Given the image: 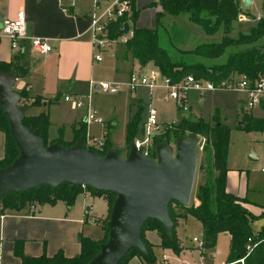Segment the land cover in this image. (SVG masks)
<instances>
[{
  "label": "trees",
  "instance_id": "trees-1",
  "mask_svg": "<svg viewBox=\"0 0 264 264\" xmlns=\"http://www.w3.org/2000/svg\"><path fill=\"white\" fill-rule=\"evenodd\" d=\"M159 4L161 9L156 12V20L159 23L161 17L170 14L178 15L187 13L189 20L200 25L206 33H215L222 29L221 38L217 41H202L196 43L182 53L193 52L206 57L215 58L223 54L227 48L226 59L220 62L206 64L201 61H186L182 58H175L170 51L159 42L158 24L155 26H137L135 20L138 9L131 4L129 14L121 16L110 25V35L119 33V26L128 20L132 25V35L124 43L126 49L141 64L149 62L158 67L164 74L170 76L172 80H177L186 74H193L195 77L205 78L215 83L230 79L235 75H246L250 82L264 76V18L255 20V23L248 32L237 31L230 34L237 19V14L241 8L239 0H156L149 5ZM13 71L17 75H23L26 68L14 60L0 59V71ZM21 98V104L34 105L40 103L41 98L35 96L30 100V94L25 88L16 89ZM243 111V109H242ZM243 122L247 128L264 131V115H255L250 111H243ZM204 119L201 116H183L179 121L164 126V130L154 135V141H172L180 134L203 135L207 141L205 149L207 151L204 161L200 163V168L204 171L203 179L196 185L195 198L197 202L190 205L180 204L177 212L169 206L170 217L173 220L172 236L169 237L163 223L157 218H147L142 227L140 236L145 244L146 252L138 247H131L118 261L117 264H128V259L133 255H138L145 264H157L154 247L156 245L171 248L179 252L181 247L175 233V226L178 218L184 217L187 213H192L201 223V237L204 245L209 247L215 244L220 232L229 235V251L227 258L232 260L242 256L247 252V244L252 243L253 247L245 257V264H264V223L255 229L253 221L261 216L263 212L254 213L246 205V198L226 188V173L228 170L227 155L229 148L228 132L226 124ZM23 123L26 125L38 126L40 135L47 144L51 141H58L63 144H71L80 135H84L85 127H79L76 138L71 142H64L60 139H48L47 130L50 119L46 111L37 114L25 112ZM141 127V133H142ZM0 130L5 134L4 155L0 159V167L8 164L18 154V147L11 135L9 123L6 115L0 107ZM137 126L132 122L128 123L127 146L129 140L137 137ZM111 146L109 139L104 140L101 148H95L98 153L103 154ZM152 155L154 153H151ZM81 184H76L70 188L67 181H63L56 186L47 183L39 184L24 190H10L0 195V202L3 207L20 209L31 203L54 202L61 198L70 203ZM99 193H107L109 210L115 193L111 190L96 189L90 185H85ZM109 193V194H108ZM112 194V196H110ZM170 205V203H169ZM107 222V221H106ZM105 234L100 238L81 235L80 251L73 256H65L62 252H57L51 256L40 254L37 256L28 255L23 252L22 240L15 243V253L20 256L21 264H86L98 251L101 242L105 241L108 235V226L104 225ZM155 230L160 237L158 244L151 242L144 231ZM250 238V239H249Z\"/></svg>",
  "mask_w": 264,
  "mask_h": 264
},
{
  "label": "crops",
  "instance_id": "crops-1",
  "mask_svg": "<svg viewBox=\"0 0 264 264\" xmlns=\"http://www.w3.org/2000/svg\"><path fill=\"white\" fill-rule=\"evenodd\" d=\"M151 1L153 0H132V6L138 9L135 20L137 26H153L150 20L156 19V12L161 7L159 4H155V7L150 6ZM252 1L250 0L248 4ZM91 2L92 0H0V28L4 17L14 18L18 10L23 9L27 32L47 37L52 45V49L48 52H40L28 42L14 49L7 36H0V59L17 61L26 68L23 75H18L14 87L25 88L30 94V100L35 96L41 98L40 103L31 105L27 111L31 114L40 111L48 113L50 125L47 135L50 140L60 139L71 142L76 138L78 128L82 126L85 127V138L87 136L86 130L90 122L85 120L86 104L74 108L65 99V94L78 93L87 102L86 94L91 92V78L95 79L94 77L99 75L111 79L119 78L123 70L129 74L137 65L127 57L129 52L127 49L122 52L123 63L117 62L119 55L117 43L108 45L102 51L103 57L100 60L93 58L88 29ZM106 2L107 0H102L100 3ZM154 8L156 11L153 17L149 18ZM140 66V68L144 67L141 64ZM92 93L94 90L91 92L90 103ZM137 102L140 107L144 106L141 99ZM260 105L264 107V95ZM97 107L99 110H104L102 106ZM54 121L57 124L56 133H52L50 128ZM112 124L114 125L115 122ZM127 148L128 146L126 150ZM4 149L5 134L0 130V159L4 155ZM231 169L228 166L226 188L239 196H244L242 189H236L230 182L231 173H238ZM85 191L90 198L102 194L94 190L85 189L83 192ZM102 196L108 204L107 195L103 193ZM246 200L249 201L247 198ZM247 201L246 205L251 211L264 214V208L255 207ZM34 204L33 208L28 204L20 209H11L3 207L0 202V264H21L20 256L14 251L17 240H22L23 252L28 255L37 256L45 253L51 256L62 252L65 256H73L80 251V234L94 238L102 235V219L106 214L102 211L101 215H97L92 211V204H85L81 214L73 213L72 204L64 200ZM181 219L182 217L178 218L175 233L182 248V240L177 234ZM256 221L260 222V225L263 224L264 215ZM93 224L101 226L98 234H92L96 232ZM145 235L153 243L158 244L160 241L159 234L155 230H147ZM190 248L197 258L199 251L192 240ZM218 255L215 258L220 259L217 260L228 259V253L223 257ZM128 264L145 263L138 255H133L128 259Z\"/></svg>",
  "mask_w": 264,
  "mask_h": 264
},
{
  "label": "water",
  "instance_id": "water-1",
  "mask_svg": "<svg viewBox=\"0 0 264 264\" xmlns=\"http://www.w3.org/2000/svg\"><path fill=\"white\" fill-rule=\"evenodd\" d=\"M249 2L243 0L244 4ZM122 25L119 32L130 28L127 20ZM17 78L11 70L0 71V107L19 149L11 162L0 167V195L42 183L54 187L63 181L70 188L81 184L113 191L107 238L86 264H117L133 246L146 252L140 232L149 217L160 220L171 237L169 203L174 200L188 205L190 201L199 137L180 134L173 142L158 140L154 156L145 153L143 145L136 146L133 137L125 154L113 146L100 154L84 145L83 134L71 144H45L38 126L23 123L30 105L18 104L21 94L14 87ZM239 124L244 126L242 121Z\"/></svg>",
  "mask_w": 264,
  "mask_h": 264
},
{
  "label": "rangeland",
  "instance_id": "rangeland-1",
  "mask_svg": "<svg viewBox=\"0 0 264 264\" xmlns=\"http://www.w3.org/2000/svg\"><path fill=\"white\" fill-rule=\"evenodd\" d=\"M93 4L94 0L91 2V8L93 7ZM239 4L241 6L239 10L240 12H245L251 17H256L259 14L264 18V0H253L250 4H244L243 0H239ZM150 6L155 7V4ZM155 11L156 8L150 12L149 18L153 17ZM255 20L256 19L254 18L243 20L240 19L237 14V19L234 22V27L230 31V34H236L237 31L248 32L255 23ZM150 21L153 23V26L157 23L156 19ZM157 24L159 42L170 51V54L173 57L182 58L190 62L201 61L206 64L220 62L226 59L229 48H227L223 54L215 58L206 57L193 52H181L182 50L192 48L196 43L202 41L219 40L223 33L221 28L215 33H206L200 25L189 20L187 13H179L178 15L167 14L161 17L159 23ZM132 25H134V23H132ZM116 46L119 47L117 62L122 64V52H125L126 46L124 43H117ZM127 57L130 58L131 61H135L137 63L133 69L134 71L154 66L151 62H149V64H144L142 65L144 67L140 68L141 66L137 59H135L130 52H128ZM128 76V72L123 70L119 78L111 79L107 76L101 77L100 75L97 76L99 78H94L95 80L125 81L128 79ZM166 93L167 89L163 87L150 89L147 86H137L135 89L131 90L125 85L121 86V88L114 93L109 91L94 90L91 98V106L98 112L103 121L101 123H89L86 130V143H89L93 139H97L99 137L109 139L111 146L117 148L125 154L127 147L128 123L132 122L135 124L137 126V134H140L143 122L146 120L151 107L155 108L157 121L162 126H167L173 122L179 121L183 116H201L211 122H213V118L216 117L217 122L226 124L229 129L227 165L232 168L231 170L239 173H231L232 178L230 182L234 187H236V189H242L244 196L249 199V201H247L248 203H251L255 207L264 208V172L261 171V167L264 165V131L247 128L239 124L240 121L243 122L242 115L244 110L250 111L256 115H264V107H262L260 103L253 107H248V94L245 91L236 88L221 87L207 90L203 93L197 89H189L186 94L185 101L183 102L180 99L175 100L165 98ZM138 99H141L144 103L143 107L138 105ZM20 103L21 102H19V104ZM182 103L187 105L189 109L184 111L182 109ZM97 106H102L104 110H99ZM113 122H115L114 125L112 124ZM50 128L52 133H56V121H54ZM102 131H104V133H102ZM197 136H199L198 160L191 198L188 205L197 202L195 198L196 185L197 182L204 177V171L199 166L200 163L204 161L207 153L205 149L207 141L203 135L199 134ZM253 152L255 155H253ZM85 189L92 190V188L88 186L79 185V191L76 192L69 204H72V212L75 214H79V212L81 214L85 204H92V211H95L97 215H101L103 213L102 211H104L106 216L102 219L103 230H101L103 232L100 236L102 237L105 234L104 225L108 220L110 213L108 208L109 205L105 202L104 197L102 196L103 193L90 198L89 194H85L86 191L83 192ZM104 194L107 195V193ZM110 196H112V194H110ZM56 200L63 199L58 198ZM64 202L66 201L64 200ZM171 202L169 205L171 209L178 212L180 210V205H177L175 202ZM260 218H262V216L258 219ZM256 220L257 219H255L252 223L255 229L260 226V222ZM178 225L177 234L182 240L183 247L179 252H175L171 248L155 246L154 253L157 264H186L184 263V260H187L188 264H194L195 257L190 248L191 237L193 234L199 235L201 233V223L192 213H187L184 217H182L181 222ZM92 226L96 229V232L92 234H98L101 226H99V224H93ZM147 230L148 229L144 231L145 234ZM208 248L213 250L219 249V257L226 256L229 251V237L227 233L218 234L215 244L209 246ZM162 253H166L168 255L167 260L161 259Z\"/></svg>",
  "mask_w": 264,
  "mask_h": 264
},
{
  "label": "built area",
  "instance_id": "built-area-1",
  "mask_svg": "<svg viewBox=\"0 0 264 264\" xmlns=\"http://www.w3.org/2000/svg\"><path fill=\"white\" fill-rule=\"evenodd\" d=\"M101 1L102 0H94L93 7L88 13V29L90 31L92 55L95 60H100L102 58V51L108 45L114 43H125L132 35L131 24L127 31L119 32L115 36L110 35L111 23L121 16L129 14L131 11L132 0H107L104 4H101ZM238 16L243 20H249L250 18L258 19L261 17L259 14L256 17H251L245 12L240 11L238 12ZM122 24L123 22L120 24L119 30L123 27ZM0 36H7L10 40L11 47L14 49L19 48L20 45L25 42H28L31 47L40 52H48L52 49V45L48 41L47 37L29 34L27 32L26 17L23 9L18 10L17 15L14 18L4 17L2 19ZM123 85L127 86L131 90L135 89L137 86H147L150 89L163 87L167 89L165 98L175 100L180 99L182 102L185 101V97L189 89H197L203 93L207 90L221 87L236 88L245 91L248 94V107H253L260 103V100L264 95V76L251 83L250 79L244 74L235 75L234 77L223 80L220 83H215L208 79L197 78L193 74H186L177 80H172L170 76L161 72L157 67L151 66L150 68L139 71L132 70L129 73L128 79L125 81L90 79L91 92L93 90H102L114 93L117 92ZM91 92L86 94V97H88L87 102H85L82 99V96L78 93H67L65 94V99H67L74 108L81 107L86 104L85 120L87 122L101 123L103 121L102 117L94 108H92L90 103ZM182 109L186 111L189 108L187 105L182 103ZM142 127L141 135L134 138L135 144L136 146L143 145L145 147V153L152 155L151 153H154V146L156 142L154 141V135L164 130V126L157 121L155 108L151 107L149 109L148 116L143 122ZM104 140V138L99 137L86 144L90 146L89 148H101L104 144ZM261 171L264 172V165L261 167ZM172 202L180 205L177 201L173 200ZM34 205V203H31V208H33ZM191 240L195 243V248L199 251V255L195 258L194 264H245V257L253 247L252 243H248L246 246L247 252L244 255L238 256L232 260H217L215 257L220 253L219 249L213 250L205 246L200 235H193ZM207 257H210V259ZM161 259L167 260L168 255L166 253H162ZM184 263L188 264L187 260H184Z\"/></svg>",
  "mask_w": 264,
  "mask_h": 264
}]
</instances>
